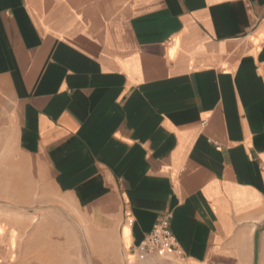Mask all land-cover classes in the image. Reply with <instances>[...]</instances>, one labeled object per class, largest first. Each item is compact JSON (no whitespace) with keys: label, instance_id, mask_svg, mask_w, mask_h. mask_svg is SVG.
<instances>
[{"label":"crops","instance_id":"1","mask_svg":"<svg viewBox=\"0 0 264 264\" xmlns=\"http://www.w3.org/2000/svg\"><path fill=\"white\" fill-rule=\"evenodd\" d=\"M0 95L100 264H156L129 245L166 214L178 264H264V0H0ZM27 171L0 166L1 202Z\"/></svg>","mask_w":264,"mask_h":264},{"label":"rangeland","instance_id":"2","mask_svg":"<svg viewBox=\"0 0 264 264\" xmlns=\"http://www.w3.org/2000/svg\"><path fill=\"white\" fill-rule=\"evenodd\" d=\"M1 98L2 95H0ZM0 104V166L3 163H20L27 166V184L17 185L16 202H1L7 212H0L4 222L13 229L14 248L0 255L1 261L28 263L42 261L46 264H100L98 250L92 249L93 237L79 208L67 198L58 195L48 185H41L35 162L21 156L3 135ZM17 193V194H16ZM12 216L10 223L4 216ZM156 264H178L176 256L151 253ZM126 264V263H125Z\"/></svg>","mask_w":264,"mask_h":264},{"label":"built area","instance_id":"3","mask_svg":"<svg viewBox=\"0 0 264 264\" xmlns=\"http://www.w3.org/2000/svg\"><path fill=\"white\" fill-rule=\"evenodd\" d=\"M259 169L264 174V161L259 162ZM3 234L0 233V244ZM159 253L180 256L182 250L176 241L170 227V216L168 214L160 217L146 236L135 245H129L128 259L133 260L139 256Z\"/></svg>","mask_w":264,"mask_h":264},{"label":"bare ground","instance_id":"4","mask_svg":"<svg viewBox=\"0 0 264 264\" xmlns=\"http://www.w3.org/2000/svg\"><path fill=\"white\" fill-rule=\"evenodd\" d=\"M0 233L2 234V232L0 231Z\"/></svg>","mask_w":264,"mask_h":264}]
</instances>
